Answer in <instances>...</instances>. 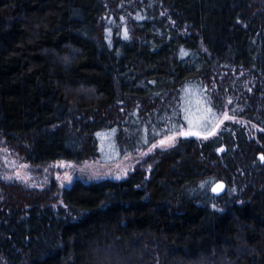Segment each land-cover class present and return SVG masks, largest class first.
Here are the masks:
<instances>
[{"label":"trees","instance_id":"trees-1","mask_svg":"<svg viewBox=\"0 0 264 264\" xmlns=\"http://www.w3.org/2000/svg\"><path fill=\"white\" fill-rule=\"evenodd\" d=\"M191 87L234 120L149 173L0 178V264H264V0H0V148L25 162L97 159L108 132L143 149Z\"/></svg>","mask_w":264,"mask_h":264},{"label":"rangeland","instance_id":"rangeland-1","mask_svg":"<svg viewBox=\"0 0 264 264\" xmlns=\"http://www.w3.org/2000/svg\"><path fill=\"white\" fill-rule=\"evenodd\" d=\"M186 97L187 101L182 110L181 123L173 122L170 126L171 132L181 127L179 131L162 136L156 141L150 142L143 149H130L120 154L117 150V139H115L114 133L111 134V132L101 136V151L103 154L97 159H87L81 163L64 161L32 165L0 148V178L8 182H20L30 188L44 189L50 187L53 183L58 184L62 188L70 187L78 180L85 183L107 179L121 180L129 176L141 165L149 173L152 165V162H147L149 157L160 150H168L174 146L182 133H186L185 136L196 137L197 134H204L216 123V126L220 123L219 126H215V130L218 132L219 128L227 121L234 120V118L228 116V113H222L217 122V112L198 88L191 87L187 89ZM229 103L228 101L227 104ZM151 131H156L158 135L160 134L157 130L153 129ZM206 135L209 136V133ZM208 136L204 137L207 138ZM213 136L215 135L212 134L211 137ZM162 140L168 143L165 146H160ZM119 154L121 157H119ZM215 183L213 181L208 182L206 187L211 189ZM232 196L234 197L235 193Z\"/></svg>","mask_w":264,"mask_h":264},{"label":"water","instance_id":"water-1","mask_svg":"<svg viewBox=\"0 0 264 264\" xmlns=\"http://www.w3.org/2000/svg\"><path fill=\"white\" fill-rule=\"evenodd\" d=\"M182 135H184V133H182ZM264 157L263 155L259 156V159L261 160V162L263 163L264 160H262L261 158ZM227 192V184L224 181H218L216 182L213 187L211 188V193L212 195H214L215 197H221L223 196L225 193Z\"/></svg>","mask_w":264,"mask_h":264},{"label":"snow or ice","instance_id":"snow-or-ice-1","mask_svg":"<svg viewBox=\"0 0 264 264\" xmlns=\"http://www.w3.org/2000/svg\"><path fill=\"white\" fill-rule=\"evenodd\" d=\"M170 139H173V138H170ZM167 143H168L167 141L162 140L160 142V146H165ZM261 159L264 160V157H262Z\"/></svg>","mask_w":264,"mask_h":264}]
</instances>
